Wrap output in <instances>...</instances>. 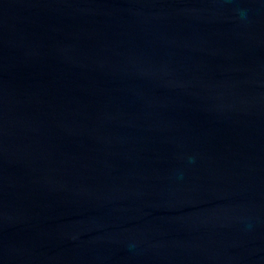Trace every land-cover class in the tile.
Listing matches in <instances>:
<instances>
[{"label":"water","instance_id":"water-1","mask_svg":"<svg viewBox=\"0 0 264 264\" xmlns=\"http://www.w3.org/2000/svg\"><path fill=\"white\" fill-rule=\"evenodd\" d=\"M0 264H264V0H0Z\"/></svg>","mask_w":264,"mask_h":264}]
</instances>
